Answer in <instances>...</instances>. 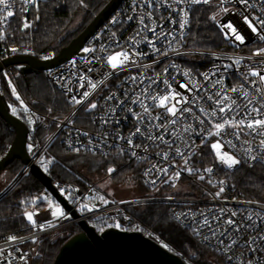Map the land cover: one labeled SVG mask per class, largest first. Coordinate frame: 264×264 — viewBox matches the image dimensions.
<instances>
[{"label":"built area","instance_id":"2783aa9c","mask_svg":"<svg viewBox=\"0 0 264 264\" xmlns=\"http://www.w3.org/2000/svg\"><path fill=\"white\" fill-rule=\"evenodd\" d=\"M39 1L42 0H37V2ZM9 2L12 6L7 11L14 14L26 13L35 5L25 4L24 0H9ZM249 4L253 6L248 7L245 11V5L238 3V0H224L223 3L221 0H210L208 4H193L191 0H182L180 3H175L174 0H161L159 5L154 0L151 6H148L145 0H122L89 36L76 54L45 70L46 78L64 95L65 101L69 105V111L65 115L55 117L41 114L22 98L20 99L24 102L23 106H21L20 100L10 105L9 110L12 114L13 108H15L16 113L14 115L23 121L26 119L31 124V127H28L29 132L35 125L49 128L50 132L41 144L33 146L32 150L27 149L29 162L23 164L8 187L0 191V196L21 176L29 172L31 163L39 165L47 174V169L51 163H48L49 160H44L42 154L57 137L66 150L74 151V149L79 148V151L101 155L112 152L124 155L127 162L139 165L141 184L150 192V195L110 201L106 205L97 204L95 203L96 194L92 193L94 184L83 189L80 187L73 188L63 181H51L55 190L67 199L78 213V216L74 217L65 211L64 217L54 218L51 214L54 211L52 208H47L46 205L41 209L32 207L30 210L34 213V219L38 225L44 224V229L40 230L32 225L35 230L30 233L15 235L9 232L0 235V249L5 250V254L0 256V264H30V261L37 257L39 253L34 247L29 246V243L44 234L56 232L71 224H77L81 219L102 222L103 227L101 229L115 227L116 224H119L118 229L140 231L149 239L164 245L127 212L129 207L149 202L167 203L170 206L169 213L172 219L181 227L192 231L202 245L221 258L222 264H247L248 261H252V264H264V241L258 240L255 245L247 243L250 238L264 235V201L238 196L235 193L234 186L228 179L229 173L233 172L238 165L232 169L227 168L226 165L221 164L216 159L211 148L212 143L220 140L224 144L221 151L234 155L241 160L243 165L252 166L264 163V149L258 147L259 141L264 137L254 133L246 134L248 130L245 129L240 138L236 139L232 135L235 130L226 128L220 136H208L207 131H205L204 136H207V140L204 144H201L203 137L198 134L201 129H211L212 124L209 123V120L205 118L200 110L206 109L210 112L216 107L213 101L208 100L207 97L213 95V99H215V93L221 91L222 86L231 89L244 84L245 89L250 93L247 99L242 94L229 93L231 98L236 100L241 107L247 105L248 99H253V97L255 99L252 107H259L260 104L257 102L264 103V99H262L264 94L256 92L259 82L257 85L249 82L257 78L248 77V80H245L243 75L250 68L261 70L264 74V56L253 55L257 49L264 48V41L259 40L243 20L245 15L250 18H264V0H249ZM197 6H211L216 17L214 21L219 30L221 31L220 25L231 23L245 37V43L240 44L231 35L225 38L224 32L221 31L226 43L225 48L201 49L187 45L191 13ZM25 8H27V11H23ZM224 8H227L228 11L223 12L222 9ZM184 12H187L188 23L181 30L180 23L184 19ZM147 13H151L150 18L146 15ZM141 15H145V24L154 31H140L137 36V32L142 27L139 24ZM5 16H7V12L0 11V18ZM13 16L8 17L7 21L0 20V30L4 32L5 36L3 40H0V62L3 58L15 54H30L39 59L52 57L54 54L51 50L37 52L31 46H16L10 43ZM130 16L132 19H128ZM113 18H115V22H112ZM182 31L184 37L181 40ZM226 31L228 30L226 29ZM169 32L173 33L172 37L167 36ZM160 33L165 35L161 36L159 41H156L154 36ZM261 34H264V32ZM133 37L139 42L132 44L130 38ZM149 40L153 41L161 54L158 55L153 52L147 43ZM170 42L172 43L171 48L169 47ZM13 48L17 51H11ZM84 48H93L95 51L83 52ZM122 49L130 52L147 53V55L135 57L136 64H130L123 71H118L115 75L108 76L105 79V76L112 71L106 63L107 56ZM165 52L167 55H163ZM236 59L240 60L238 66L233 64ZM145 65L148 67H144ZM227 65L233 66L226 67ZM165 67L168 68L167 73L163 72ZM90 68L92 69L91 72L88 71ZM185 72H189L190 75L185 76ZM157 73H161L159 78H157ZM1 74L9 78L8 68L3 67ZM81 76L90 77L93 81H104V84L98 87L87 101L76 105L70 103L69 98L73 95L79 98L84 91L89 90L87 81H83L85 83L84 88L80 87L82 83ZM132 76L142 77L143 83L126 79ZM165 79L171 84L172 89L182 93L189 101L196 100L197 97L200 98L196 100V103L180 105V107H190L192 113H184L186 119L181 120L177 125H168L170 130L174 127L175 136L172 135L171 131L163 132V129L157 130L154 127L155 124H164L165 119L153 121L151 124L148 119H145L143 124H138L134 118V114L142 112V107L140 104H133L132 100L139 96L145 104L150 105L151 100L145 99V97L149 94L151 96L164 94L167 90V85L164 83ZM217 80L222 81V86L216 84ZM153 81H155L154 84ZM181 84H188V88L192 91L189 92L187 89L181 88ZM69 88L72 90L71 92L67 91ZM146 88L148 92L144 91ZM113 92L116 93V98L111 101L105 100V97ZM125 93L128 95L126 96ZM92 102H96L98 107L90 112L86 111L88 105ZM118 102H124L123 107H120ZM25 107L27 111L24 110ZM113 108L116 109L115 112H112ZM129 108L132 109L131 112L128 111ZM157 112L164 113V110L153 108L151 115L155 116ZM244 115V111H239L238 116L237 112L233 111L224 113L223 117L231 119L233 116H237L239 119L243 118ZM252 115L254 118H262L256 113ZM164 116L167 120L172 119L166 113H164ZM196 117H199V119ZM220 117L221 114L218 112L217 117L211 119L213 122H222ZM77 118L80 122H76ZM102 120H110V123L103 124ZM200 120H204V123L201 124ZM189 124L192 125L193 131L185 132L184 129ZM138 126L146 135L149 130L153 136L163 133L165 140L169 142L174 140L175 143L171 145L170 149L160 141L149 140L146 135L137 134L132 137V140L134 145H140V147L129 149L127 138L135 132ZM104 133H108L106 140L104 139ZM118 137H123V139H118ZM185 141L188 142L189 148L184 147ZM228 141H231L235 147L230 146L227 143ZM176 147H180L184 151V156H188L189 150L192 152V155L188 157L187 165L184 163V157L176 155ZM121 148L124 149L123 153L120 151ZM92 149H95V152ZM247 149H251V151L248 152ZM132 151L136 152L135 156L132 155ZM165 152L169 153L167 160L162 156V153ZM254 156L259 158L256 160L251 159ZM41 160H43V163H41ZM153 165L156 168H153ZM165 166L168 167L166 174L158 171L159 168ZM186 167L199 169L200 171L189 174L185 170ZM206 168H212L213 171L211 173L204 172L203 170ZM149 169H152V171L145 175ZM176 172H180V178L174 182L169 180V177ZM199 175H204L205 179L200 180ZM209 180L213 183H209ZM152 181H155V183L153 184ZM164 181H168V183H164ZM221 181L224 182L222 185L220 184ZM173 183H175V187H173ZM221 186L224 187V191L217 197L215 193L219 191ZM61 189L67 191L62 193ZM68 192H71V196L68 195ZM121 201L125 203H121ZM82 204H88L89 207L95 205V207L91 212L81 211ZM233 212L236 213L234 217H232ZM178 214L179 219H177ZM205 217L209 220L211 229L216 232L215 237L210 235L208 227H201ZM230 217L236 220L237 223L251 226L241 227L240 231L236 232L235 229H231L230 226L225 224V221ZM248 217H251V219H248ZM49 221L52 223V227L47 226ZM194 229H198L199 234ZM226 229H228V233L224 235ZM205 235L209 236L208 240L203 239ZM9 236H16L17 240L10 243L8 241ZM220 240H223L224 243L220 244ZM233 240L237 243L225 252L223 249L231 244ZM252 248L259 250L252 251ZM24 254H26V261L19 259ZM191 255L193 256L194 253H191ZM229 256L232 257L231 260L228 259Z\"/></svg>","mask_w":264,"mask_h":264},{"label":"trees","instance_id":"16d2710c","mask_svg":"<svg viewBox=\"0 0 264 264\" xmlns=\"http://www.w3.org/2000/svg\"><path fill=\"white\" fill-rule=\"evenodd\" d=\"M108 1H39L28 12L14 14L11 20L10 43L16 46H31L37 52L51 50L56 54L83 30ZM213 16L215 13L211 6H197L193 9L187 45L201 49L226 47L223 34L212 19ZM25 22L31 24V27L24 28ZM8 71L9 78L4 74L0 76V92L8 108L19 101L12 93V88L15 87L20 98L41 114L62 117L69 111L64 95L46 78L45 70L22 73L9 68ZM9 80L12 81L11 85ZM24 122L31 127L26 119ZM76 122H80L78 118ZM48 132L49 128L35 125L28 133L27 140L30 141H27V149L29 145L41 144ZM13 137V129L0 117V157L8 150ZM59 140L58 137L55 138L42 154L44 160L51 161L47 175L52 181H63L73 188L83 189L94 184L92 193L96 194L97 204L101 203L99 196L108 201H116L150 195L141 184L139 165L127 162L124 155L117 152L101 155L70 151L66 150ZM241 165L231 173L232 176L228 175L235 193L243 198L264 201V163L247 167ZM22 166L17 158L8 163L0 170V175L5 179L3 182L10 184ZM109 167L116 169L111 175L107 172ZM101 181L106 182V188H99L98 183ZM4 189V186L0 187V191ZM35 197L42 199L32 203ZM47 197H51L49 192L30 172L21 176L0 196V235L9 232L15 235L33 232L35 229L24 213L32 207L43 208L47 204ZM169 210L167 203L149 202L129 207L127 212L145 230L167 245L168 249L184 259L186 264H222L221 258L202 245L192 231L181 227L172 219ZM88 222L97 231L103 227L102 222ZM79 231L78 224H71L36 238L35 242L32 241L28 245L34 247L39 254L30 264H53L61 245Z\"/></svg>","mask_w":264,"mask_h":264},{"label":"snow or ice","instance_id":"6c2138e0","mask_svg":"<svg viewBox=\"0 0 264 264\" xmlns=\"http://www.w3.org/2000/svg\"><path fill=\"white\" fill-rule=\"evenodd\" d=\"M145 2L148 4V6H151L153 4L154 0H145ZM174 2L180 3V2H182V0H174ZM209 2H210V0H191V3H193V4H198V3L208 4ZM221 2L223 3L224 0H221ZM24 3L25 4H36L37 0H24ZM81 3H83V0H81ZM155 3L157 5H159L161 3V0H155ZM238 3L245 5V11L247 10L248 7L253 6V5L249 4V0H238ZM11 6H12V4L9 2V0H0V11H6L7 12V16L0 18V20L7 21L8 17H11L14 15L13 12L7 11V9ZM23 11H27V8L23 9ZM181 11H183V10H181ZM222 11L227 12L228 9L224 8V9H222ZM146 15L149 18L151 17V13H147ZM37 19H39V17H37ZM128 19H132V17L130 16V17H128ZM212 19L215 20L216 17L213 16ZM243 20L247 24V26L251 30V32L256 34L259 40L264 41V34H261L262 32H264V18H260V17L250 18L248 15H245V16H243ZM144 21H145V15H141L139 18V24L142 27L137 32V36L140 34V31H154V29L148 28V26L145 24ZM112 22H115V18H113ZM187 23H188L187 12H184V19L180 23L181 30H183L185 28ZM29 27H31V24H29L28 22H25L24 28H29ZM220 28H221V31L224 32L225 38H228V36L231 35L235 38L236 41H239L240 44L245 43V37L243 35H241V33L231 23H228L226 25H220ZM226 29L228 31H226ZM164 35H165L164 33H160L159 35H155L154 39L156 41H159L160 37L164 36ZM167 36L172 37L173 33L169 32V33H167ZM183 37H184V34L182 31L181 35H180V39L182 40ZM4 38H5L4 32L2 30H0V40H3ZM130 39H131L132 44H136L139 42L135 39V37L130 38ZM147 43L152 48L153 52L157 53L158 55L161 54L160 50L155 47V44L153 43L152 40L147 41ZM169 47L170 48L172 47L171 42L169 43ZM172 50H175V49H172ZM11 51L15 52V51H17V49L13 48ZM82 51L83 52H93V51H95V49L84 48ZM144 55H147V53H140V52H135V51L130 52L129 50H125V49H122L120 51H116L112 54H109L106 58V63L112 71L109 72L107 74V76H105V79H107L108 76L115 75L118 71H123L124 68L126 66H129L130 64H136L137 61L135 60V57L144 56ZM163 55H167V53L165 52V53H163ZM253 55L264 56V48L257 49L253 53ZM45 58H47V57H45ZM97 59H99V57H97ZM233 64L238 66L240 64V60L239 59L234 60ZM232 66L233 65H227L226 67H232ZM144 67H148V66L145 65ZM88 71L91 72L92 69L90 68V69H88ZM163 72L167 73L168 68L165 67L163 69ZM184 75L189 76L190 73L185 72ZM243 75L245 77V80H248V77H256L257 78L256 80H251L249 82L253 85H257V83L259 82V86L256 87V92L264 94V74H262L261 70H253L252 68H250L249 71ZM160 76H161V73H157V78H159ZM126 79H130L132 82L140 81L141 83H143V79L140 76H132V77L126 78ZM80 80L82 81V83L80 84V87L84 88L85 83H83V81H87V87L89 88V90L84 91L79 96V98H77V96H74V95L69 98V102L72 104H76V105L83 104L85 101L88 100V98L93 94V92L98 87H100L101 85L104 84V81H93L90 77H87V76H81ZM11 83H12V81L9 80L10 85H11ZM152 83L154 84L155 81H153ZM164 83L167 85V90L164 92V94H157L156 96H151V94H149L148 96L145 97V99L151 100L152 103L150 105L145 104L139 96H137L135 99L132 100L133 104H140L142 107V112L138 113V114H134V118L137 120L138 124H143L145 119H148L150 124L153 121H159L161 119H165L166 122L164 124H155L154 127L157 130L163 129V132L171 131L172 135L175 136L176 132H175L174 127H173V129L170 130L168 128V125L175 126L178 123H180L181 120L186 119V117L184 116V113H192V109L190 107H180V105L189 104V103H196V100H198L200 98L197 97L196 100L189 101V99L187 97H185L182 93L177 92L174 89H172V86H171V84L168 83L167 79H165ZM216 84H219L222 86V81L217 80ZM193 86L195 87V85H193ZM149 87H151V85H149ZM180 87L187 89L189 92L192 91V89L188 88V84H181ZM67 91L71 92L72 90L69 88V89H67ZM144 91L148 92V89L146 88ZM12 93L14 96H16L17 100H20L21 106H23L24 102L20 99V96L16 92L15 87L12 88ZM229 93L242 94V96L245 99H247L248 96L250 95V93L245 89L244 84H241L238 87H233L231 89H226L222 86L221 91L215 93V97H216L215 99H213V95H208L207 99L213 101V103L216 105V107L213 108L210 112L206 109L200 110L201 113L205 116V118L209 120V123L212 124L211 129H201L200 133H198L199 135H201L203 137L201 139V144H204L205 141L207 140V136H204L205 131H207L208 136H220V135H222V133L225 132L226 128H231V129L235 130L232 133V135L236 139L240 138L241 133L244 132L245 129L248 130V133H246V134H253L254 133L258 136L264 137V103L257 102L260 104V106L259 107H252L253 100L255 99V97H253V99H248L247 105H244L243 107H241V105L236 100H233L231 98ZM125 95L127 96L128 94L125 93ZM115 98H116V93L113 92V93H110L109 96L105 97V100L111 101ZM262 99H264V96H262ZM123 103L124 102H118L120 107H123ZM97 107H98V104L96 102H92L88 105V108L86 109V111L90 112V111L96 109ZM153 108L163 109L164 113H166L168 116H171L172 119L167 120L166 117L164 116V113H161V112H157L155 114V116H152L151 110ZM24 110L27 111V108L25 107ZM238 110L245 112V115L243 118H239V119L237 118V116L239 115ZM115 111H116V109L113 108L112 112H115ZM128 111L131 112L132 109L129 108ZM233 111L237 112V116H233L231 119H227V118L223 117L224 113L233 112ZM218 112H219V114H221L220 118H221L222 122H213L211 118L217 117ZM15 113H16V109L13 108V114H15ZM253 113H256L257 115L261 116L262 118H254L252 115ZM196 118L199 119V117H196ZM102 123L103 124L110 123V120H102ZM200 123L203 124L204 120H200ZM184 130H185V132H192L193 131L192 125L189 124ZM137 134H140L142 136L146 135L145 132H142L141 127H139V126L136 127L135 132L132 133L129 138H127V143H128L129 149H134V148L140 147V145H134L133 140H132V137L136 136ZM85 135H87V134H85ZM107 136H108V133H104V139L105 140H106ZM146 138L149 140H153V141H160L161 143L166 144L170 149H171V145L173 143H175L174 140L171 142L165 140L163 133H161L158 136L151 135L150 130L148 131ZM118 139H123V137H118ZM227 143L230 146L235 147V145H232L231 141H228ZM245 143H247V141H245ZM32 147H33L32 145H29V150H32ZM97 147H99V146H97ZM184 147L185 148L190 147L187 141H185ZM223 147H224V144L220 140H217L216 142L211 144V148L213 149V151L215 153L216 159L221 164L226 165L227 168H229V169H232L234 166L241 164V160L237 159L234 155L230 154L229 152L221 151V149ZM258 147L260 149H264V139H261L259 141ZM79 150H80L79 148L74 149V151H77V152H79ZM92 150H93V152H95V149H92ZM120 151H121V153H123L124 149L121 148ZM246 151L250 152L251 149H247ZM175 153L177 156L184 157L185 165L188 164V157H190L192 155V152L189 150L188 156H184V151L180 147L175 148ZM132 155L135 156L136 152L132 151ZM162 156L165 160H167L169 158V153H167V152L162 153ZM258 158H259L258 156L251 157V159H253V160H256ZM41 163H43V160H41ZM48 163H51V161H49ZM153 168H156V166L153 165ZM185 170L189 174H194V173L200 171L199 169H193V168H187V167ZM115 171H116V169L114 167H109L107 169V172L109 173V175H111ZM151 171H152V169H149L148 172L145 173V175H148ZM158 171L166 174L168 172V167L165 166L163 168H159ZM203 171L207 172V173H211L213 171V169L212 168H206ZM179 178H180V172H176L173 176L169 177V180L174 182V181L178 180ZM198 178L200 180L205 179L204 175H199ZM152 183L154 184L155 181H152ZM164 183H168V181H164ZM209 183H213V181L209 180ZM223 183H224L223 181L220 182L221 185ZM173 187H175V183H173ZM65 191H67V190L61 189L62 193ZM223 191H224V187L221 186L219 188V191L216 192L215 195L217 197H219ZM68 195L71 196V192H68ZM98 198L102 204L106 205L110 202L107 199H105L103 196H99ZM41 199H42V197H35V198H33V200L31 202L37 203ZM22 203H23V201H22ZM121 203H125V202L121 201ZM48 204H49V208H51L52 207V201L49 200ZM93 207H95V205ZM93 207H89L88 204H82L80 210L91 212V211H93ZM221 211H224V210H221ZM51 214L54 218H59V217L65 216V213L63 212L60 205H58V204L55 205V211H52ZM24 215L26 216L27 220L34 227H38L40 230L44 229V227H45L44 224H39V225L37 224V221L34 219V213L33 212L26 211L24 213ZM257 215H259V213H257ZM234 216H236L235 212L232 213V217H234ZM177 219H179V214L177 215ZM248 219H251V217H248ZM225 224L230 226L231 229H235L236 232H239L241 227H250L251 226V225L245 226V225H242L240 223H237V221L232 219L231 217L225 221ZM47 226L52 227L53 225L49 221V222H47ZM115 227L119 228L120 225L116 224ZM201 227H208L210 230V235L212 237L216 236V232L211 229V226H210V223H209V220L207 219V217H205ZM101 231H103V229H101ZM194 231H196L197 234H199L198 229H194ZM227 233H228V229L225 230L224 235H227ZM21 239H23V238H21ZM203 239L208 240L209 236L205 235L203 237ZM16 240H17L16 236H9L8 237V241L10 243L15 242ZM258 240L264 241V235H260L258 237L250 238L247 243L249 245H255ZM223 243H224V241L220 240V244H223ZM236 243H237V241L233 240L231 242V244L226 246L223 250L225 252H227L228 249L231 248ZM165 247H167V245H165ZM251 250L252 251H258L259 249L252 248ZM4 254H5V250L0 249V256H3ZM19 259L26 261V254L21 255L19 257ZM228 259L231 260L232 257L229 256ZM247 264H252V261H248Z\"/></svg>","mask_w":264,"mask_h":264},{"label":"water","instance_id":"95a60500","mask_svg":"<svg viewBox=\"0 0 264 264\" xmlns=\"http://www.w3.org/2000/svg\"><path fill=\"white\" fill-rule=\"evenodd\" d=\"M122 0H109L92 20L71 41L48 59H39L30 54H15L2 59L3 67L14 68L22 73L52 68L72 55L85 44L89 36L101 25ZM0 117L14 131L13 140L0 157V170L17 158L22 164L29 162L27 137L29 128L19 117L12 114L0 92ZM29 172L49 192L53 201L64 211L77 217L78 213L52 186L50 177L39 165L31 163ZM80 231L67 239L59 248L53 264H186L178 254L136 230H121L108 227L97 231L88 221H78Z\"/></svg>","mask_w":264,"mask_h":264},{"label":"rangeland","instance_id":"374dc122","mask_svg":"<svg viewBox=\"0 0 264 264\" xmlns=\"http://www.w3.org/2000/svg\"><path fill=\"white\" fill-rule=\"evenodd\" d=\"M9 69V68H8ZM5 179H4V176H2V175H0V187L1 186H4L5 188L6 187H8V185H9V183H8V185H6L3 181H4ZM6 186H5V185ZM98 186H99V188L100 189H103V188H106V182H104V181H101V182H99L98 183ZM49 200H51L52 201V209L55 211V205H57L58 203L57 202H55V201H53V199L51 198V197H47V204H46V207L48 208L49 207V204H48V201ZM58 205H60V204H58ZM60 207H61V205H60ZM61 209L63 210V212H65L64 211V209L61 207ZM28 212H32L31 210H27ZM26 212V211H25ZM26 217V216H25ZM27 219V218H26ZM29 222V221H28Z\"/></svg>","mask_w":264,"mask_h":264},{"label":"bare ground","instance_id":"6f19581e","mask_svg":"<svg viewBox=\"0 0 264 264\" xmlns=\"http://www.w3.org/2000/svg\"><path fill=\"white\" fill-rule=\"evenodd\" d=\"M11 32H12V31H11ZM11 36H12V35H11ZM11 43H12V42H11ZM9 71H10V70H9ZM9 71H8V72H9ZM9 73H10V72H9ZM9 73H8V74H9ZM9 75H10V74H9ZM0 76H1V75H0ZM48 133H49V132H48ZM27 141H30V140H27ZM59 141H60V140H59ZM31 142H32V141H31ZM31 142H30V143H31ZM26 144H28V143H26ZM61 145H62V144H61ZM240 165H241V164H240ZM241 166H243V164H242ZM245 167H247V165H245ZM139 169H140V168H139ZM235 170H236V169H235ZM231 173H232V172H231ZM231 173H229V176L231 175ZM231 176H232V175H231ZM228 179H229V178H228ZM230 180H231V179H230ZM230 180H229V181H230ZM51 181H52V180H51ZM231 183H232V182H231ZM76 186H77V185H76ZM236 194H237V193H236ZM237 195H239V194H237Z\"/></svg>","mask_w":264,"mask_h":264}]
</instances>
